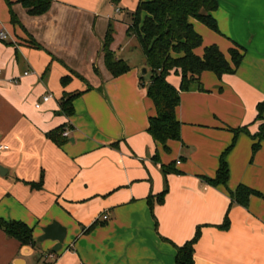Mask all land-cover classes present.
<instances>
[{
  "label": "crops",
  "instance_id": "0c3cea01",
  "mask_svg": "<svg viewBox=\"0 0 264 264\" xmlns=\"http://www.w3.org/2000/svg\"><path fill=\"white\" fill-rule=\"evenodd\" d=\"M10 1L17 25L0 0V145L9 147L0 152V220L25 223L35 241L54 221L68 234L51 258L53 242L22 245L0 229V264H177L198 229L195 264H264V199L242 206L230 194L242 185L264 194V0H218L220 32L192 20L203 37L197 56L217 45L244 58L234 74L204 72V91L181 93V139L169 150L148 132L156 108L145 56L130 63L114 39L130 70L114 77L105 65L110 23L126 33L140 0H53L42 16ZM168 81L179 88L181 78ZM78 93L67 116L65 95ZM60 129L59 143L50 134ZM226 152L228 182L212 186L203 178H216Z\"/></svg>",
  "mask_w": 264,
  "mask_h": 264
},
{
  "label": "trees",
  "instance_id": "16d2710c",
  "mask_svg": "<svg viewBox=\"0 0 264 264\" xmlns=\"http://www.w3.org/2000/svg\"><path fill=\"white\" fill-rule=\"evenodd\" d=\"M10 8L11 21L13 25L19 24V20L12 9V2L5 0ZM27 9L31 16H42L46 14L53 0H18ZM118 3L119 0H113ZM218 0H140L136 11L131 14L132 24L127 30L128 36H135L139 42L146 59V67L150 69L151 77L147 88L148 97L153 101L156 108V116L150 119L148 132L153 139L169 150V141H180L181 123L176 117V110L180 105L181 93L190 91L197 85L204 91L200 77L204 72H213L219 78L226 74H234L240 67L244 55L241 48L235 46L229 50L230 59L220 50L217 45L208 46L204 49L203 57L197 56L195 50L203 46V37L198 34L193 26L192 20H198L215 32H220L217 21L212 13L218 9ZM114 27L110 23L106 34L103 53L105 65L108 71L119 77L130 70L129 64L123 59H118L111 46L114 42ZM98 73V70L95 69ZM180 76L179 88L174 87L168 77L172 74ZM69 77L62 79L66 85ZM81 93L65 95L62 102V111L67 116L73 115V100ZM263 106H259V117L262 118ZM50 134L51 138L60 143V134ZM264 138V125L258 136ZM259 144L254 145V151ZM226 154L222 156L220 167L215 179L204 177L203 179L212 186L226 185L229 178V168L226 162ZM168 192L165 189L159 196L160 203ZM231 197L236 203L247 206L251 196L261 194L249 187L239 186ZM224 228L229 226L226 218ZM0 229L9 237L15 238L22 245H34L36 241L33 229L22 222H6L0 220ZM198 229L194 239L182 247L177 248V264H195L194 246L200 237Z\"/></svg>",
  "mask_w": 264,
  "mask_h": 264
},
{
  "label": "rangeland",
  "instance_id": "374dc122",
  "mask_svg": "<svg viewBox=\"0 0 264 264\" xmlns=\"http://www.w3.org/2000/svg\"><path fill=\"white\" fill-rule=\"evenodd\" d=\"M130 23L132 24V16ZM115 34L114 39L116 44L122 47V52L129 59L130 63H140L144 59V55L141 50H139V42L133 36H128L127 32H124L123 27L114 28ZM116 58L118 56L115 53ZM144 69V68H143ZM142 69V70H143ZM150 75L143 76L144 83H148Z\"/></svg>",
  "mask_w": 264,
  "mask_h": 264
},
{
  "label": "water",
  "instance_id": "95a60500",
  "mask_svg": "<svg viewBox=\"0 0 264 264\" xmlns=\"http://www.w3.org/2000/svg\"><path fill=\"white\" fill-rule=\"evenodd\" d=\"M142 74H147V68L142 70ZM68 230L60 223L54 221L50 225L42 228V235L36 239L37 243L53 242L55 245L52 248V253L57 254L62 251L67 238Z\"/></svg>",
  "mask_w": 264,
  "mask_h": 264
},
{
  "label": "built area",
  "instance_id": "2783aa9c",
  "mask_svg": "<svg viewBox=\"0 0 264 264\" xmlns=\"http://www.w3.org/2000/svg\"><path fill=\"white\" fill-rule=\"evenodd\" d=\"M0 39H2V40H5L6 39V34L4 32H1L0 33ZM25 75H28V73H26ZM51 98H52V96L50 94L49 95H46V96L43 97V101L44 102H48ZM40 107H41V104L40 103L36 105V108L37 109H39ZM69 135H70V132L69 131H65L63 133V136L66 137V138H68ZM8 149H9L8 146H6V145H0V152L1 151H6ZM103 220L104 221H107L108 220V216H104ZM49 257L55 258V254L52 253Z\"/></svg>",
  "mask_w": 264,
  "mask_h": 264
}]
</instances>
